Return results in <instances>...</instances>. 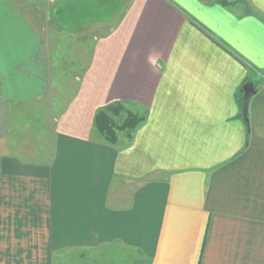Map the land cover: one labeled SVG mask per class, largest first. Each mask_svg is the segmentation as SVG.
<instances>
[{
	"label": "crops",
	"instance_id": "1",
	"mask_svg": "<svg viewBox=\"0 0 264 264\" xmlns=\"http://www.w3.org/2000/svg\"><path fill=\"white\" fill-rule=\"evenodd\" d=\"M226 1L70 0L110 28L40 134L23 114L50 90L42 36L0 0V264L109 244L133 264H264V0ZM119 101L144 120L112 144L94 118Z\"/></svg>",
	"mask_w": 264,
	"mask_h": 264
},
{
	"label": "rangeland",
	"instance_id": "2",
	"mask_svg": "<svg viewBox=\"0 0 264 264\" xmlns=\"http://www.w3.org/2000/svg\"><path fill=\"white\" fill-rule=\"evenodd\" d=\"M12 1L39 29L42 36V50L47 60L46 66L50 79V90L46 96L39 98L38 104L32 105L34 108L32 106V108L29 107L23 115L31 116L36 120L40 126V134L48 133V131L50 132L53 129V119L71 97L78 81V75L80 76L82 70L87 65L92 41L95 37L103 35L110 28V21L106 23L102 22L101 18L106 19L102 15L99 17V20L97 17L92 16L84 18L85 12L88 10L83 11L81 7L72 4L70 0ZM107 3L106 0H93V3H90V8H92L93 13L97 14L99 10L102 11L107 7L110 8V4ZM49 6L53 14L54 12L57 14L56 11L59 13L58 15L51 16V19L48 17ZM84 6L86 7V4ZM94 8H98L99 10L96 11ZM90 14L89 12L88 15ZM128 107L133 108V105L130 104ZM135 109L140 115H144L142 108ZM117 119L119 122L122 121V117ZM46 124H48L47 127L45 126ZM122 136L127 135L125 132H120V138ZM127 184L122 183L121 185H124L123 188H119L118 192H116L124 199L128 198L130 188L134 184L136 185L137 182L129 180ZM111 195L114 197V187ZM101 249L85 253L76 251L70 254L67 263L133 264V260L136 257L134 250L123 248L117 244H109Z\"/></svg>",
	"mask_w": 264,
	"mask_h": 264
},
{
	"label": "trees",
	"instance_id": "3",
	"mask_svg": "<svg viewBox=\"0 0 264 264\" xmlns=\"http://www.w3.org/2000/svg\"><path fill=\"white\" fill-rule=\"evenodd\" d=\"M222 3L229 4L226 0ZM240 103L243 104V90H241ZM122 117L119 122L117 118ZM144 115L132 109L124 102H112L100 107L95 114L94 123L103 138L117 144L120 141V132H125L131 137L135 129L143 122Z\"/></svg>",
	"mask_w": 264,
	"mask_h": 264
},
{
	"label": "water",
	"instance_id": "4",
	"mask_svg": "<svg viewBox=\"0 0 264 264\" xmlns=\"http://www.w3.org/2000/svg\"><path fill=\"white\" fill-rule=\"evenodd\" d=\"M244 94H243V114L245 116V119L247 121V124H249L248 121V103L249 99L252 94L255 93L256 88L253 81H248L243 86Z\"/></svg>",
	"mask_w": 264,
	"mask_h": 264
}]
</instances>
